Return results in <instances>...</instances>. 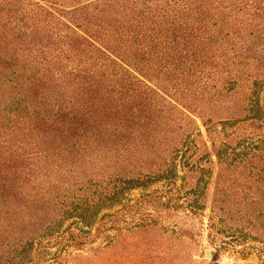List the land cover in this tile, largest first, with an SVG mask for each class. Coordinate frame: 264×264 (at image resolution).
<instances>
[{"label":"rangeland","instance_id":"1","mask_svg":"<svg viewBox=\"0 0 264 264\" xmlns=\"http://www.w3.org/2000/svg\"><path fill=\"white\" fill-rule=\"evenodd\" d=\"M263 146L264 0H0V264H264Z\"/></svg>","mask_w":264,"mask_h":264},{"label":"trees","instance_id":"2","mask_svg":"<svg viewBox=\"0 0 264 264\" xmlns=\"http://www.w3.org/2000/svg\"><path fill=\"white\" fill-rule=\"evenodd\" d=\"M253 83H258V81H254ZM253 84V86L255 85ZM254 102V99L252 97V95L248 98L247 100V103L249 104V106H252ZM247 111V110H246ZM253 149H255V147H251V148H248V147H243L241 151L239 152H233L231 154V157H230V164H233V165H240V163H243L244 161H246V158L249 156V158L251 157H254L255 155V152L253 151L251 154L249 152H251ZM262 149V148H261ZM263 152H264V146H263ZM257 151H260L259 149ZM218 158L220 160H222L224 162V159H226V154L224 153H219L218 154ZM235 158H238V159H235ZM126 182H131V181H134V179H126L125 180ZM135 181H137L139 184L143 185L144 183H146L145 181L143 180H138L136 179ZM125 183V182H124ZM121 193V192H120ZM121 195V194H120ZM94 197H91V200H87V206L83 208H80L78 209V215H80V217H89V216H92L94 213H96V211L101 207V204L106 201V200H111V198L107 197V196H104L103 199L101 200V194L98 196V198L96 200H93ZM117 200V199H116ZM61 204V202L59 203ZM76 208V207H73V209ZM56 212V216H60L59 218H57V222L58 224L61 223L66 217H70L73 215V212H72V208L71 207H67L65 206L64 209L60 210V212H57V210H55ZM58 213V214H57ZM87 215V216H86ZM256 217L258 218H262L263 221H264V214H258L256 215ZM261 227H263V225L261 224ZM47 229V227L45 228ZM50 230H53V227L49 228ZM28 245V244H27ZM21 248H27L26 245L25 246H22ZM24 250H22L20 252V249L18 248L16 251H15V254L12 258L6 260V263L8 264H24L25 263V260H26V256H24L23 253Z\"/></svg>","mask_w":264,"mask_h":264},{"label":"water","instance_id":"3","mask_svg":"<svg viewBox=\"0 0 264 264\" xmlns=\"http://www.w3.org/2000/svg\"><path fill=\"white\" fill-rule=\"evenodd\" d=\"M206 256H208V255H206Z\"/></svg>","mask_w":264,"mask_h":264}]
</instances>
